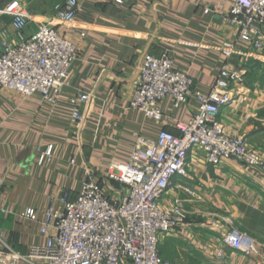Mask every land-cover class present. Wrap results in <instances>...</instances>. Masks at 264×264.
Instances as JSON below:
<instances>
[{
  "label": "crops",
  "instance_id": "0c3cea01",
  "mask_svg": "<svg viewBox=\"0 0 264 264\" xmlns=\"http://www.w3.org/2000/svg\"><path fill=\"white\" fill-rule=\"evenodd\" d=\"M10 1L0 0V53L6 39L18 41L11 16L3 12ZM65 1L21 0L29 17L26 36L53 21L78 45L68 83L51 91L53 100L0 88V249L23 254L47 245L43 225L50 199L65 190L77 194L86 168L94 169L107 189L115 188L107 173L113 163L129 161L136 133L155 140L162 130L178 133L177 123L192 118L199 106L194 96L179 106L167 96L162 120L130 107L145 55L169 50L175 68L208 95L225 63L221 46L236 40L228 19L235 0H79L81 10L72 23L56 18L57 5ZM237 42L239 52L230 65L243 69V79L233 84V101L220 119L228 134L243 137L264 156V48ZM80 92L91 98L82 104L86 119L75 132L71 99ZM49 147L51 156L41 162ZM188 163L189 175L178 182L197 196L176 185L165 192L161 206L180 198L188 218L161 237L160 255L174 264H264V173L229 158L209 164L196 146ZM27 208L37 210L35 221L22 215ZM232 232L249 252L224 241ZM39 263L31 258L19 264Z\"/></svg>",
  "mask_w": 264,
  "mask_h": 264
},
{
  "label": "built area",
  "instance_id": "2783aa9c",
  "mask_svg": "<svg viewBox=\"0 0 264 264\" xmlns=\"http://www.w3.org/2000/svg\"><path fill=\"white\" fill-rule=\"evenodd\" d=\"M80 10L79 0H66L57 5L56 18L72 23ZM3 12L11 16L18 41L3 42L0 88L53 100L51 91L60 92L68 83L69 70L79 55L78 45L53 21L41 23L26 36L29 17L21 0H11ZM228 19L236 29V40L220 48L225 63L210 94L201 93L191 75L175 68L167 49L159 55L146 54L139 68L130 107L147 117L162 120L161 104L169 95L176 106L193 96L198 99L192 118L177 123L179 132L162 130L155 140L136 133L137 145L129 161L113 163L107 173L108 180L118 184L115 188L107 189L97 180L95 170L86 168L77 194L65 190L50 199L43 225L47 245L31 247L27 254L0 249V264H19L31 258L39 259V264H174L160 255L159 243L163 235L186 221L188 212L180 198L168 208L160 202L172 185L197 196L191 187L178 182L189 175V151L199 147L212 165L229 158L264 173L263 154L243 137L228 134L220 119L223 108L233 101V84L243 79V69L230 65L232 56L239 52L237 40L257 50L264 48V0H235ZM90 98V93L80 92L71 99L75 132L84 125L82 104ZM51 153L49 147L40 161L49 159ZM22 215L35 221L37 210L27 208ZM224 241L250 250L233 232L226 234Z\"/></svg>",
  "mask_w": 264,
  "mask_h": 264
}]
</instances>
